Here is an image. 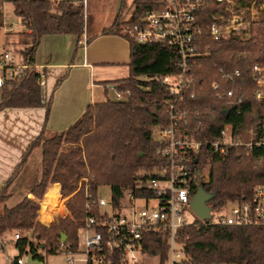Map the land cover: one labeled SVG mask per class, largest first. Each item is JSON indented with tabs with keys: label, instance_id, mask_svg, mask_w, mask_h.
Listing matches in <instances>:
<instances>
[{
	"label": "trees",
	"instance_id": "1",
	"mask_svg": "<svg viewBox=\"0 0 264 264\" xmlns=\"http://www.w3.org/2000/svg\"><path fill=\"white\" fill-rule=\"evenodd\" d=\"M13 6V15L24 27L19 52L27 67L13 78H7L1 87L0 111L7 108H34L44 103L41 97L39 72L33 66L34 56L40 40L45 35L83 34V6L76 0H6ZM242 6L249 2L237 0ZM156 0H134L133 11L128 20L117 18L105 34H120L123 24H134L137 18L156 8ZM264 5V0H255V7ZM225 3L209 0L199 14L200 25L210 23L212 16L223 13L228 16ZM245 31V30H243ZM203 42L209 46V53L190 62L194 74L196 93L193 97L185 93L182 107L186 110L189 124H199L198 140H215L219 131L232 125L236 135L245 137L243 131L250 126L259 136L264 127V98L254 97L256 82L252 71L255 65L264 67V17L251 23L247 36L237 33ZM129 75L115 84L116 91L122 93V100L108 99L104 103L88 105L79 119L67 129L45 136L43 131L29 151L41 147L39 170L28 181L29 194L40 200L47 189L59 185V192L69 197L66 202L68 216L60 222L45 227L37 220L38 201L25 196L12 207L0 209V238L13 230L29 231L37 239V245L26 235L15 243L17 259L29 252L34 259L43 261L40 249L54 253L59 240L65 235L67 244L74 250L79 246L77 233L84 226L87 196H97L99 187H109L112 202L116 205L126 190H135L141 172L154 167H162L166 160L157 152L158 143L152 139L155 126H165L169 122L167 91L159 82L165 75L178 71V51L170 44H142L130 42ZM222 70V71H220ZM240 72L232 98L225 93L231 88L226 73ZM212 83L217 88H212ZM129 92L126 95V92ZM46 106V118L48 116ZM229 109L227 117L223 112ZM239 111V112H237ZM199 113L201 116H197ZM208 113L204 118L203 114ZM195 169L200 177L195 179L191 195L198 188L211 194L208 205L221 209L229 200L249 197L255 185L264 181V148L250 152L242 147L231 148L225 154H218L210 147H202L196 157ZM26 160V155L22 163ZM202 169L208 180H203ZM10 180L0 192V203L9 198ZM55 194V189L48 191ZM144 193V191H139ZM47 199L55 200L48 195ZM96 218L98 209L89 213ZM102 234L106 237L104 229ZM179 240L187 257L186 264H264V228L231 226H187L178 229ZM142 255L159 256L162 263L168 257L166 239L158 232L144 233ZM104 248V247H103ZM105 262L102 264H122L121 249H104Z\"/></svg>",
	"mask_w": 264,
	"mask_h": 264
},
{
	"label": "built area",
	"instance_id": "2",
	"mask_svg": "<svg viewBox=\"0 0 264 264\" xmlns=\"http://www.w3.org/2000/svg\"><path fill=\"white\" fill-rule=\"evenodd\" d=\"M76 1L82 6L85 4V0ZM208 1L156 0V8L138 17L134 24H123L119 27L120 35L129 42L170 44L178 51V71L159 79L167 91L164 103L168 108L169 122L165 126L153 127L151 134L152 139L158 143L156 152L166 162L162 167L141 172L144 180L137 183L135 190L124 191L116 205L112 202L111 194L105 199L98 195L93 198L86 193L85 209L88 215L84 226L78 230L85 232L84 250L79 251V246L74 250L70 244L60 239L58 250L66 255V264H102L106 259L104 249L111 251L113 248L121 249L122 264H141L144 257L141 254V242L144 233L150 230L162 235L168 246V257L164 263L156 256L159 257V264H186L187 257L179 241L181 239L179 228L190 225L264 228V181L255 185L249 197L229 200L221 209H215L207 203L210 216L206 219H200L190 208L192 187L195 179L201 175L200 170L195 169L197 163L195 161L202 147H210L218 154H225L235 147H242L247 152L255 148H264V127L261 129L262 134L256 136L253 127L250 126L243 131L245 136L243 138L242 135L234 133L232 125L226 124L215 140H198L196 132L199 124L190 125L186 118V110L182 107L184 95L188 93L193 97L197 90L189 64L196 57L209 53V46L203 42V38L208 36L211 40H218L236 33L243 26L249 28L247 26L251 19L245 11H250L255 6V0H242L249 2L245 6L237 0H216L218 3L226 4L224 10L229 15L216 13L210 23L203 28L199 23V14ZM259 8H264V5ZM25 67L27 66L15 63L12 49L7 46L0 62V87L7 78L15 77ZM252 71L256 82L254 97L259 101L264 98V67L255 65ZM225 76L231 82V88L225 93L226 98L230 99L234 95L236 79L240 72L235 70L233 73H226ZM39 84L40 86L44 84L42 73H39ZM212 88L216 89L217 84L212 83ZM128 94L127 91L126 95ZM114 97L116 100H122L124 95L115 91ZM196 115L201 116L199 113ZM203 117L207 118L208 113H204ZM197 171L199 176L196 175ZM203 180H208L207 173H204ZM140 190L144 193H140ZM60 201L59 207L54 205L50 208L44 200L40 204L43 214L50 215V220L43 221L46 226L68 214L61 197ZM94 206L98 209L97 218L89 214ZM58 208L61 210L55 211ZM102 229L106 237L102 234ZM90 231L93 232L92 235H89ZM28 234L26 237L33 239V234L30 232ZM22 237L23 235L14 233L10 239L0 238V248L7 243L15 244ZM17 263L23 264L22 258L17 259Z\"/></svg>",
	"mask_w": 264,
	"mask_h": 264
},
{
	"label": "crops",
	"instance_id": "3",
	"mask_svg": "<svg viewBox=\"0 0 264 264\" xmlns=\"http://www.w3.org/2000/svg\"><path fill=\"white\" fill-rule=\"evenodd\" d=\"M133 3L134 0H85L84 28L80 37L54 34L41 38L33 66L44 76L41 86L44 104L34 108H7L0 111V192L10 180L7 201L15 198L13 206L24 196L34 200L31 194L18 196L16 192L21 183L24 190V184L40 167L41 147L36 146L29 151L39 135L45 131L48 137L63 131L79 119L88 105L113 100L115 84L110 83L128 77L130 42L120 34H105L103 31L111 28L119 17L123 21L128 20ZM24 31L13 15L12 4L0 0V62L4 49L9 46L15 63L24 65L19 52L22 44L15 49L8 39L23 36ZM46 106L49 108L47 118ZM25 155L26 160L22 163ZM32 161H35L33 171L30 170ZM51 189H55L61 197L59 185L55 183L47 189L44 201L46 194L55 196L48 192ZM47 203L51 208L55 200H48ZM39 211L41 222L50 220L49 214H43V208L40 207ZM12 245L15 247V244Z\"/></svg>",
	"mask_w": 264,
	"mask_h": 264
},
{
	"label": "rangeland",
	"instance_id": "4",
	"mask_svg": "<svg viewBox=\"0 0 264 264\" xmlns=\"http://www.w3.org/2000/svg\"><path fill=\"white\" fill-rule=\"evenodd\" d=\"M245 12L248 15V18L251 19V22H250L249 26H247L249 28H245L246 26H243L242 29H240V30H238L236 32L241 37L247 36L248 31L251 28V23L253 21L258 20L260 17H264V8H257L255 6H253L250 9V11H245ZM243 30H245V31H243ZM19 35H21V34H19ZM8 39H9V42L12 43L13 48L18 49L21 46V40H23V36H13V37H9ZM113 100H116L115 97H113ZM34 162L35 161H32L31 162L32 164L30 166V170L32 169V171H33V168H34L33 166L35 165ZM204 171H205V169H202V173H204ZM35 173H33V175L29 178L28 181L31 180V178L34 176ZM28 181L24 184V190H23V183H21L19 186H17L18 191L16 192V194L18 196H21V195H24V194H29L28 189H27V187H28V185H27ZM8 193H9V191H8ZM97 195L99 197L108 199L110 197L109 187H107V186L99 187L98 190H97ZM43 198L44 197H42V199H40V200H37V199L34 198V200L35 201H38V203H39V201H42ZM55 198H56V196H55ZM61 198H62L63 202H65V206H66V202H67V200H68L69 197L68 196L67 197H64L63 195H61ZM14 200H15V198H13L12 200H9V201L6 200L4 202H1L0 203V209L3 206L12 207L14 205ZM66 209H67V207H66ZM39 210H40V204H39V209L37 210V220L42 225H44L45 227H48L53 222H60L61 220L65 219L68 216V214H67L64 218H59L57 221L55 220L52 223H50L48 226H46L45 224H43V222H41V220L39 218V216L41 214V213H39L40 212ZM60 210H61V208H58L55 211H60ZM14 233H19L21 235H27L29 233V231L22 232L20 230H13L11 232L6 233L4 235V238L10 239L13 236ZM92 234H93V232L90 231L89 232V235H92ZM84 235H85V232L83 230H81V231L78 232V237H79V241H80V243H79V249H78L79 251H83L84 250ZM30 240H32L33 243L35 245H37V241H36L37 239H34L33 238V239H30ZM38 253L41 254L43 256V258H44L42 262L34 259L33 256L29 252H27V253L22 254V257L21 258H22L23 264H66V255H64L63 253H61L58 249L55 250V252L52 253V254L51 253H47L43 249H40L38 251ZM17 256H18V250H17V248L14 247L12 244H6L4 246V249H0V264H11L12 261L14 260V258L17 257ZM141 264H159V257H156V256H145V257L142 258Z\"/></svg>",
	"mask_w": 264,
	"mask_h": 264
},
{
	"label": "water",
	"instance_id": "5",
	"mask_svg": "<svg viewBox=\"0 0 264 264\" xmlns=\"http://www.w3.org/2000/svg\"><path fill=\"white\" fill-rule=\"evenodd\" d=\"M229 112H230L229 109L225 110L223 112L224 117H227ZM196 175L199 176V171H197ZM211 199H212L211 194L207 193L202 188H198L196 193L192 196L190 200V208L200 219H206L210 216L209 215L210 208L207 206V203ZM61 239L65 241L66 240L65 235H62Z\"/></svg>",
	"mask_w": 264,
	"mask_h": 264
},
{
	"label": "bare ground",
	"instance_id": "6",
	"mask_svg": "<svg viewBox=\"0 0 264 264\" xmlns=\"http://www.w3.org/2000/svg\"><path fill=\"white\" fill-rule=\"evenodd\" d=\"M50 194H52V193H50ZM49 194H46V198H45V202L44 203H47L48 202V199H47V196H48ZM55 195V194H54ZM50 196H52V195H50ZM56 196V195H55ZM55 196H53L54 198H55ZM57 198H55V203L52 205V206H60V204H61V201H60V196H56ZM49 201H54V200H49Z\"/></svg>",
	"mask_w": 264,
	"mask_h": 264
}]
</instances>
